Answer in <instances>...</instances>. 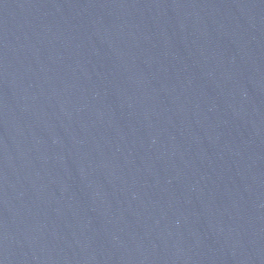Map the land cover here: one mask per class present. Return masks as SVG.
Listing matches in <instances>:
<instances>
[{"label": "water", "instance_id": "1", "mask_svg": "<svg viewBox=\"0 0 264 264\" xmlns=\"http://www.w3.org/2000/svg\"><path fill=\"white\" fill-rule=\"evenodd\" d=\"M0 264H264V0H0Z\"/></svg>", "mask_w": 264, "mask_h": 264}]
</instances>
